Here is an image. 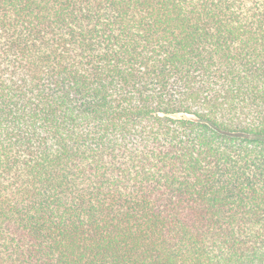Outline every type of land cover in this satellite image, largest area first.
Returning <instances> with one entry per match:
<instances>
[{
    "label": "trees",
    "instance_id": "trees-1",
    "mask_svg": "<svg viewBox=\"0 0 264 264\" xmlns=\"http://www.w3.org/2000/svg\"><path fill=\"white\" fill-rule=\"evenodd\" d=\"M0 264H264V0H0Z\"/></svg>",
    "mask_w": 264,
    "mask_h": 264
}]
</instances>
